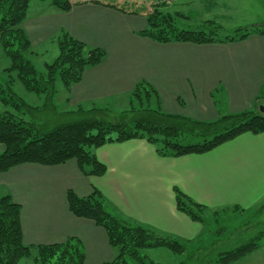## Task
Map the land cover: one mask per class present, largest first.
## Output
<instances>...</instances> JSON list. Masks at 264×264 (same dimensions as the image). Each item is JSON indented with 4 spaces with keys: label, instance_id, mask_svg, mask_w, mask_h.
Segmentation results:
<instances>
[{
    "label": "crops",
    "instance_id": "obj_1",
    "mask_svg": "<svg viewBox=\"0 0 264 264\" xmlns=\"http://www.w3.org/2000/svg\"><path fill=\"white\" fill-rule=\"evenodd\" d=\"M32 8L36 12L30 14ZM146 28L145 17L95 2L61 12L49 1L34 0L24 22L36 61L51 50L57 59L62 32L106 51L101 64L88 68L70 90L64 88L67 104L75 110L124 113L135 108L132 93L140 83L157 93L162 113L194 121L213 122L264 108L263 35L226 43H160L141 35ZM49 63L42 62L44 67ZM4 150L0 145V153ZM93 152L107 167L103 176L86 175L76 160L56 166L24 164L0 174V197L10 195L22 207L24 244L76 239L83 246L84 264L114 260L106 231L71 212L69 191L87 197L97 190L127 220L189 244L202 237L206 226L178 210L176 189L214 216L264 206V133H246L203 155L162 157L146 139L111 143Z\"/></svg>",
    "mask_w": 264,
    "mask_h": 264
},
{
    "label": "trees",
    "instance_id": "obj_2",
    "mask_svg": "<svg viewBox=\"0 0 264 264\" xmlns=\"http://www.w3.org/2000/svg\"><path fill=\"white\" fill-rule=\"evenodd\" d=\"M32 1L0 0V41L10 61V67L5 70L10 79L7 87L0 82V106L3 109L0 112V145L5 147L0 153V174L24 164L56 166L76 160L86 175L103 176L107 167L97 159L93 151L111 143L146 139L155 146L160 156L182 157L212 152L246 133H264V113L258 110L229 114L213 122L164 114L159 109L157 93L146 87L145 83L138 84L132 93L135 104L139 100L141 106L132 107L131 110L136 114H146L140 119L132 122H107L99 118L105 116L104 111H84L80 108L71 112L75 119L59 124L48 132L37 131L38 125L33 120H26L25 116L40 112V108L29 106L13 92L14 74L27 91L36 95L46 94L48 103L53 105L57 76L64 88L70 90L82 80L88 68L101 64L107 53L100 48H89L85 43L62 32L58 39L57 59L45 65V72H38L34 62L26 57L33 53L31 42L24 31V22ZM40 1H49L61 12H69L82 3L95 2L127 14L143 16L147 19V28L141 35L160 43L212 44L242 41L253 33L264 36V27L242 28L228 33L211 21L196 29H179L174 17L162 12L171 0H151L149 5H130L115 0ZM143 100L147 102L145 105ZM185 133L199 137L198 142L183 144ZM175 191L178 210L204 225L206 207L195 203L180 190ZM68 203L76 217L89 219L106 231L116 255L113 261L105 264H156L141 252L166 248L180 255L190 247L188 242L127 220L97 190L87 197H79L69 191ZM21 213L22 207L10 195L0 197V264H19L22 259L28 258L39 264L85 263L83 246L76 239L46 246L24 244ZM263 236L264 233L221 252L213 262L235 264L247 258L260 249L259 241Z\"/></svg>",
    "mask_w": 264,
    "mask_h": 264
},
{
    "label": "rangeland",
    "instance_id": "obj_3",
    "mask_svg": "<svg viewBox=\"0 0 264 264\" xmlns=\"http://www.w3.org/2000/svg\"><path fill=\"white\" fill-rule=\"evenodd\" d=\"M74 2H83L86 0H73ZM114 1V0H112ZM124 4L135 3L136 5H149L151 0H115ZM162 2L163 0H157ZM126 2V3H125ZM36 12L32 8L30 14ZM162 12L169 13L174 17L175 25L179 29H196L204 25L206 22H213L217 26H221L228 33L242 28L264 27V0H174L162 9ZM29 60L34 62L38 72H45V67L42 62L49 61L52 64L55 61L53 51L51 50L44 57L43 61L35 60L29 55H26ZM10 67L9 59L0 51V82L7 87L9 75L5 70ZM14 74L15 82L12 84L13 92L24 100L31 107H39L40 112L29 113L25 119L38 125L37 131L48 132L55 126L67 121L75 119L71 116L73 109L67 104L66 90L57 76L55 87L56 94L53 97V105H50L46 94L36 95L25 89L22 83L17 80ZM144 101V105L147 103ZM138 100L135 107H139ZM157 107H154L156 109ZM115 108H100L104 111L105 116H99L107 122H117L126 120L128 122L140 119L146 114H136L132 111V107L126 108V112L112 111ZM125 110V109H124ZM3 109L0 106V112ZM131 111V112H130ZM122 113V114H121ZM127 114L126 116H124ZM32 116L34 119H32ZM185 139L183 144H194L198 142L199 137L192 134H183ZM205 233L202 237L191 243L189 249L184 254H173L166 248H157L143 250L141 253L149 260L156 264H215L214 259L221 252L230 250L241 243H244L252 238L260 236L264 233V206L258 209L247 210L246 212H234L232 210L227 213H220L214 216L211 213H204ZM261 259L246 258L237 264H264V236L259 241ZM212 263H209L211 262ZM19 264H39L33 259H22Z\"/></svg>",
    "mask_w": 264,
    "mask_h": 264
},
{
    "label": "water",
    "instance_id": "obj_4",
    "mask_svg": "<svg viewBox=\"0 0 264 264\" xmlns=\"http://www.w3.org/2000/svg\"><path fill=\"white\" fill-rule=\"evenodd\" d=\"M260 112L264 113V108H260Z\"/></svg>",
    "mask_w": 264,
    "mask_h": 264
}]
</instances>
